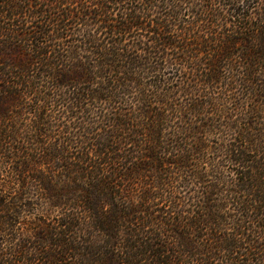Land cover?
Segmentation results:
<instances>
[{"label": "trees", "instance_id": "trees-1", "mask_svg": "<svg viewBox=\"0 0 264 264\" xmlns=\"http://www.w3.org/2000/svg\"><path fill=\"white\" fill-rule=\"evenodd\" d=\"M0 7V264H264V0Z\"/></svg>", "mask_w": 264, "mask_h": 264}, {"label": "rangeland", "instance_id": "rangeland-1", "mask_svg": "<svg viewBox=\"0 0 264 264\" xmlns=\"http://www.w3.org/2000/svg\"><path fill=\"white\" fill-rule=\"evenodd\" d=\"M56 10H55V12H56ZM0 11H1V7H0ZM58 11H60V10H58ZM46 16H48V15H44V18ZM20 17L21 18H19V20L22 19L21 21H23V22H26L27 20H29V19H26L28 16H20ZM23 18H24V20H23ZM0 21H3V20L0 19ZM4 27L5 28H10V27H6V26H4ZM0 30H3L1 26H0ZM188 78L189 79H182V80L180 79V80L177 81V83H172V82L170 83L169 82V83L165 84L164 87H162V90L164 91V89H166V88L171 89L172 93L175 94L176 98L179 99V100H177L178 104H180V103H188L189 100L192 99V97H190L189 95L185 96V95H183V93H181V90H183V88L187 87L186 84L191 82L190 75L188 76ZM160 93L163 94V92H160ZM196 93L197 92H190V91L187 92V94H196ZM215 93L216 94H220V91H215ZM136 107L137 106H133L132 109H136ZM226 108L234 113L235 111H238V109H236V108H238V104H237V102H235L233 104H229ZM0 166H2V164ZM4 174H6V173H4ZM226 176H227V174H226ZM226 176H225V178H226ZM6 180H7L8 183H10L8 178ZM12 181H13V179L11 180V182ZM11 188L12 189L8 190L7 191L8 193L5 195L7 199L10 196H13V194H14V192L16 190L15 186L11 185ZM34 208H36V209L34 211L30 212L29 214H27V216H25V219L21 220V223L17 224V227H16L17 230L20 232L19 233L20 234L19 238L23 237L26 240V245L30 246V247L32 246V244L30 242V239L23 235L25 232H29V231H26V230H35V228H37L35 226H38V224L40 222H44L46 224L55 223V220H56L55 219L56 218L55 215L58 214V213H53L50 210H48L46 204H43L40 208L38 207V205H35ZM37 208H39V209H37ZM25 225L28 226L27 229L23 228V226L25 227ZM21 232H23V234ZM1 242H5V239L3 237H0V243Z\"/></svg>", "mask_w": 264, "mask_h": 264}]
</instances>
